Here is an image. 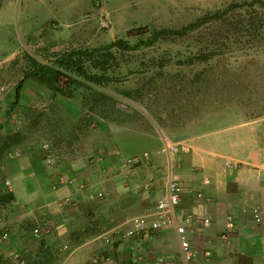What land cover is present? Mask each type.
I'll use <instances>...</instances> for the list:
<instances>
[{"label":"crops","instance_id":"0c3cea01","mask_svg":"<svg viewBox=\"0 0 264 264\" xmlns=\"http://www.w3.org/2000/svg\"><path fill=\"white\" fill-rule=\"evenodd\" d=\"M25 90L19 100L30 108H20L18 126L20 103L2 101L6 118L0 120V216L10 228V239L0 240V264H17L7 256L10 249L25 264H132L130 246L137 244L143 253L135 264H155L159 258L162 264H180L172 227L112 244L100 240L105 231L127 229L133 216L152 220L168 177L182 185L176 216L210 219L208 227L195 222L190 235L192 248L200 253L196 264H264V227L254 224L249 214L253 207L264 208V115L206 130L186 128L170 136L149 135L140 146L134 135L125 134L107 142L90 138L93 142L82 145L72 131L80 123L76 114L59 117H73L66 119L68 124L32 115L30 105L35 102ZM162 137L177 144L176 154L160 153ZM114 142L117 147L110 146ZM45 143L57 162L45 156ZM144 152L149 153V162L141 156ZM136 156L143 163L128 168L124 159ZM59 174L76 184L54 187ZM79 184L85 188H78ZM89 192L103 196L90 199ZM197 192L212 201L198 200ZM228 215L233 216L235 228L227 245L218 238ZM43 221L50 234L36 239L32 229ZM204 250H210L211 257L203 258Z\"/></svg>","mask_w":264,"mask_h":264},{"label":"rangeland","instance_id":"374dc122","mask_svg":"<svg viewBox=\"0 0 264 264\" xmlns=\"http://www.w3.org/2000/svg\"><path fill=\"white\" fill-rule=\"evenodd\" d=\"M251 1L0 0V120L6 118L2 101L13 103L28 56L50 63L63 52L98 49L118 39L131 45L148 39L153 30L203 18L207 20L199 28L182 37L160 38L133 51L111 49L108 56L97 52L103 70L85 65L103 81L78 87L71 97L48 94L26 80L25 93L36 104L30 105L32 115L68 124L66 119L73 117H59L76 114L80 123L72 131L82 145L93 142L90 138L107 142L125 134L135 136L136 146L149 135L170 136L180 129L206 130L260 117L264 0ZM224 11L222 18L209 19ZM22 100L17 103V126L20 108H30Z\"/></svg>","mask_w":264,"mask_h":264},{"label":"built area","instance_id":"2783aa9c","mask_svg":"<svg viewBox=\"0 0 264 264\" xmlns=\"http://www.w3.org/2000/svg\"><path fill=\"white\" fill-rule=\"evenodd\" d=\"M162 146L160 148V153L168 156L169 154H176L178 152L177 144L171 143L165 137L161 138ZM42 149L47 158L58 161L53 149L49 144H43ZM117 153V152H116ZM147 162L150 160L149 153L144 152L141 155ZM143 162L141 157H130L124 159V164L128 168L138 167ZM225 166L228 167L229 163L225 162ZM7 190H10L9 181H4ZM150 181H148L144 187L147 188ZM76 182L71 178L65 177L63 175H57L55 179L54 187L64 186V185H75ZM78 188H85L84 184H79ZM182 185L176 179L168 177L165 184V189L163 194L157 199L154 209H153V219L149 220L147 216H133L128 220L129 227L125 230L120 228H113L110 231H105L101 233L100 240L104 244H112L115 241H123L127 238L139 239L142 236L149 234L150 232H155L160 229L172 227L177 235L178 247H179V261L180 264H196V260L200 253L193 249L190 244V235L194 230V223H199L202 227L210 226V219L206 216H193L192 214H185L181 217L176 216V208L178 207L181 199ZM88 196L90 199L101 198L103 193H93L89 192ZM196 198L205 203L212 201L209 195L202 192H197L195 194ZM252 221L257 226L264 227V208L256 206L249 210ZM234 219L232 215H228L225 219V229L219 235V241L225 244L230 243V233L234 230ZM32 236L36 239L49 236L50 228L46 221L37 224L32 229ZM10 239V228L4 222L2 216H0V240L2 242H7ZM130 252L133 255L132 264L142 259L143 249L137 245L130 246ZM7 256L14 260L17 264H25L24 260L20 258L16 250L10 249ZM202 257L208 259L211 257L210 250H204L202 252ZM155 264H162V259L159 258L155 261Z\"/></svg>","mask_w":264,"mask_h":264},{"label":"trees","instance_id":"16d2710c","mask_svg":"<svg viewBox=\"0 0 264 264\" xmlns=\"http://www.w3.org/2000/svg\"><path fill=\"white\" fill-rule=\"evenodd\" d=\"M254 2L261 1H251V3ZM260 4L264 6V2H261ZM241 6L242 5H234V8H240ZM225 14V11L219 12L211 15L209 19L222 18ZM206 20V18L199 19L194 23H189L179 28H160L153 30L148 39L131 45L126 40L118 39L98 49H76L63 52L62 54L55 56L50 63H42L35 58L28 56V69L24 72L23 78L17 83L14 89L13 104L18 103L21 91L25 87L24 84L28 79L43 86L52 94L71 97L78 87L88 86L87 84L97 85L103 81L102 75L90 73L85 65L86 62H89L94 69L103 70L104 61L102 57L95 58L97 52H102L101 50H103L105 51L103 56H108L111 54V49L133 51L140 45L151 46L160 38L182 37L199 28Z\"/></svg>","mask_w":264,"mask_h":264}]
</instances>
